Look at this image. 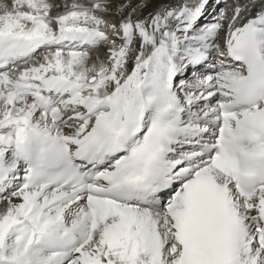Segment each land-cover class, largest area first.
Returning a JSON list of instances; mask_svg holds the SVG:
<instances>
[{
    "label": "snow or ice",
    "instance_id": "snow-or-ice-1",
    "mask_svg": "<svg viewBox=\"0 0 264 264\" xmlns=\"http://www.w3.org/2000/svg\"><path fill=\"white\" fill-rule=\"evenodd\" d=\"M0 264H264V0H0Z\"/></svg>",
    "mask_w": 264,
    "mask_h": 264
},
{
    "label": "bare ground",
    "instance_id": "bare-ground-1",
    "mask_svg": "<svg viewBox=\"0 0 264 264\" xmlns=\"http://www.w3.org/2000/svg\"><path fill=\"white\" fill-rule=\"evenodd\" d=\"M212 1V0H211ZM211 17H209V19H210Z\"/></svg>",
    "mask_w": 264,
    "mask_h": 264
}]
</instances>
